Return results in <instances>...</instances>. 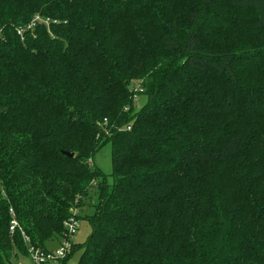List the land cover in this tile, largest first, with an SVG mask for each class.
Segmentation results:
<instances>
[{
    "label": "trees",
    "instance_id": "trees-1",
    "mask_svg": "<svg viewBox=\"0 0 264 264\" xmlns=\"http://www.w3.org/2000/svg\"><path fill=\"white\" fill-rule=\"evenodd\" d=\"M59 239V264H264V0H0V264Z\"/></svg>",
    "mask_w": 264,
    "mask_h": 264
},
{
    "label": "rangeland",
    "instance_id": "rangeland-1",
    "mask_svg": "<svg viewBox=\"0 0 264 264\" xmlns=\"http://www.w3.org/2000/svg\"><path fill=\"white\" fill-rule=\"evenodd\" d=\"M134 87L136 88L137 92H140V86L137 82L133 83ZM145 101V96L140 95L136 93V98L134 99V108L138 109ZM110 143L104 144L93 156V158L90 160L91 166L98 167L102 173L105 175V179L101 180L99 179L95 186L90 190L89 195L83 199L85 206L83 208L74 210L75 213H78L80 216H84L85 214H91L94 209V205L98 202V196L100 193V189L102 188V185L111 184V160H110ZM77 223V230L76 233L70 236V242L74 243L75 245H78L85 241L87 235L90 232V226L89 224L83 220H76ZM60 240V241H59ZM59 243H61L63 240L59 239ZM62 240V241H61ZM57 242L55 240H50L46 243L47 247L49 248H56ZM79 246V245H78ZM71 252V247H70ZM81 250H75L66 260L65 264H76L78 257L80 255ZM68 256V255H67ZM18 257V258H17ZM14 259H11L10 264H29V257L28 256H21V254H18V256Z\"/></svg>",
    "mask_w": 264,
    "mask_h": 264
},
{
    "label": "built area",
    "instance_id": "built-area-1",
    "mask_svg": "<svg viewBox=\"0 0 264 264\" xmlns=\"http://www.w3.org/2000/svg\"><path fill=\"white\" fill-rule=\"evenodd\" d=\"M40 22L47 24L46 19L35 16L29 24L28 28H33L37 23ZM17 34L21 35L22 30H17ZM126 129L129 130L130 126H127ZM10 212L12 214V220L10 221L9 229L10 231H14V229L17 227V222L14 218L12 209H10ZM77 226L78 225L74 218H71L68 222L65 223V227L67 228L68 234L70 236L76 233ZM70 247V242L63 240L55 249H30L28 252L30 264H59V261L64 259L70 253Z\"/></svg>",
    "mask_w": 264,
    "mask_h": 264
},
{
    "label": "crops",
    "instance_id": "crops-1",
    "mask_svg": "<svg viewBox=\"0 0 264 264\" xmlns=\"http://www.w3.org/2000/svg\"><path fill=\"white\" fill-rule=\"evenodd\" d=\"M58 244H57V246H59V242L58 241H56ZM57 248V247H56ZM47 249H53V248H49V247H47ZM55 249V248H54ZM30 264V263H29Z\"/></svg>",
    "mask_w": 264,
    "mask_h": 264
}]
</instances>
